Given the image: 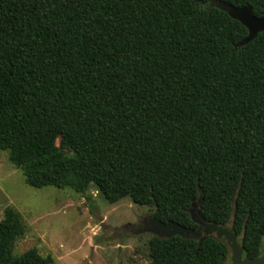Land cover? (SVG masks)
Here are the masks:
<instances>
[{"label": "trees", "instance_id": "1", "mask_svg": "<svg viewBox=\"0 0 264 264\" xmlns=\"http://www.w3.org/2000/svg\"><path fill=\"white\" fill-rule=\"evenodd\" d=\"M213 0H0V151L31 187L90 186L114 203L228 226L244 258L264 246V31ZM249 6L264 0H222ZM24 224L0 219V264ZM149 264H227L223 239L151 235Z\"/></svg>", "mask_w": 264, "mask_h": 264}, {"label": "rangeland", "instance_id": "2", "mask_svg": "<svg viewBox=\"0 0 264 264\" xmlns=\"http://www.w3.org/2000/svg\"><path fill=\"white\" fill-rule=\"evenodd\" d=\"M87 193L89 199L68 187H31L8 160V150L0 151V219L11 206L25 229L13 243V254L35 247L51 255V264H149L147 241L154 234L139 229L154 206L129 197L109 203L93 186Z\"/></svg>", "mask_w": 264, "mask_h": 264}, {"label": "water", "instance_id": "3", "mask_svg": "<svg viewBox=\"0 0 264 264\" xmlns=\"http://www.w3.org/2000/svg\"><path fill=\"white\" fill-rule=\"evenodd\" d=\"M214 1L218 2L214 6L226 11L230 17L238 20L247 29V35L241 41V44L247 43L257 33L264 31V13L257 17L252 13L249 6L237 7L226 1ZM196 207V203L192 202L189 213L191 220L197 227L183 226L172 220L161 222L151 217L148 225H143L144 227L140 228L139 232L147 231L163 238L179 235L184 238L197 239L198 243H201L208 236H214L218 239H223L229 245L230 259L227 264H264V246L260 256L244 258L243 247L238 240V236L228 226L217 225L206 221L204 217L196 213Z\"/></svg>", "mask_w": 264, "mask_h": 264}, {"label": "flooded vegetation", "instance_id": "4", "mask_svg": "<svg viewBox=\"0 0 264 264\" xmlns=\"http://www.w3.org/2000/svg\"><path fill=\"white\" fill-rule=\"evenodd\" d=\"M147 225H148V222H147Z\"/></svg>", "mask_w": 264, "mask_h": 264}]
</instances>
